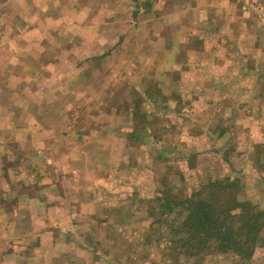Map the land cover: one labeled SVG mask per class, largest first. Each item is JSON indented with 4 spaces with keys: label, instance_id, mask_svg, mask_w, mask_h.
I'll return each instance as SVG.
<instances>
[{
    "label": "rangeland",
    "instance_id": "obj_1",
    "mask_svg": "<svg viewBox=\"0 0 264 264\" xmlns=\"http://www.w3.org/2000/svg\"><path fill=\"white\" fill-rule=\"evenodd\" d=\"M18 1L0 0V109L22 115L14 130L22 141L15 134L1 140L0 168L34 171L29 186L18 174L12 185L51 201L36 205V226L46 223L56 231V243L83 248L63 264H264L260 244L244 260L179 251L180 244H173L178 236L160 219L168 197L190 198L224 181L234 184L238 202L264 210L263 148L239 142L226 112L212 115L220 124L204 123V132L193 126L190 93L156 100L165 81L175 85L178 78H163L174 70L168 44L223 10L198 12L196 22L186 13L188 0ZM216 2L222 5H208ZM74 4L92 11L78 21L70 14ZM5 97L14 100L4 105ZM136 105L137 120L148 125L129 140ZM208 132L220 139L189 138ZM221 198L225 204L231 197ZM23 207L29 227L31 206Z\"/></svg>",
    "mask_w": 264,
    "mask_h": 264
},
{
    "label": "crops",
    "instance_id": "obj_2",
    "mask_svg": "<svg viewBox=\"0 0 264 264\" xmlns=\"http://www.w3.org/2000/svg\"><path fill=\"white\" fill-rule=\"evenodd\" d=\"M239 2L240 0H222V5L216 2L214 6H209L208 0L186 1V13L194 14L196 22L198 12L209 16L212 9L218 12L223 10L222 16L216 19L206 17L203 24L198 23L200 26L196 28H185L178 41L168 44L166 51L170 54L169 61L173 62L174 70L165 72L163 78H169L172 73L178 78L175 85H169L165 81V87L158 94L159 100H166L173 98L174 93H190L192 125L201 127L202 132L205 130L204 123L207 126L212 122L218 125L220 120L214 121L216 116L222 115L221 112L228 113L229 120L226 123L233 127L237 140H252L255 147L263 148L261 154L264 156V0H241V5ZM17 3L21 4V1ZM75 7L77 9H71L70 14L78 21L87 17L85 11L88 15L92 11V7L88 6L87 9L84 6ZM118 41L116 37L112 44H118ZM148 91H152L150 85ZM164 91L171 97L165 94L164 98L160 94H164ZM177 97L175 100H178ZM8 100L11 102L14 99L5 97L4 105ZM180 109L183 106L178 109L175 107L177 112ZM10 110L5 113L6 109H0V115L3 114L0 117V131L5 133L0 132V142L2 140L7 143L14 134L15 141L18 137L21 142V137L14 130L17 122L22 124V115L16 109ZM181 115L187 116L184 112ZM10 119H13L14 124H11ZM214 133H190L189 138L198 143L212 137L218 138V133ZM3 150L4 146L0 144V158L1 154L4 155ZM33 173L29 168H0V264H63L65 259L68 262L73 257L76 250H83L81 247L75 249L66 241L63 244L62 241L56 243V231L48 228L46 223L41 227L34 224L40 216L36 205L40 201H51H42L14 191L16 186L12 185L13 176L18 174L19 180L25 177L26 181L22 184L29 186L33 182ZM255 175L259 177L257 171L254 172V177ZM260 183L264 188V182ZM64 202L62 200L61 204ZM28 204L31 206L29 227L25 224L24 214L27 212L25 210L24 213L23 207ZM8 206H14V209ZM60 253L64 255L61 260Z\"/></svg>",
    "mask_w": 264,
    "mask_h": 264
},
{
    "label": "trees",
    "instance_id": "obj_3",
    "mask_svg": "<svg viewBox=\"0 0 264 264\" xmlns=\"http://www.w3.org/2000/svg\"><path fill=\"white\" fill-rule=\"evenodd\" d=\"M137 108L136 105L132 112L133 126L128 134L129 140L144 133L148 125L137 120ZM208 188L211 190L206 194L203 191L193 196L197 198H167L168 203L163 205L160 219L168 220L173 235L176 233L178 236L173 244H180L179 251L194 257L212 251L235 254L241 260L250 258L258 244L264 247V210L250 202H238L234 184L228 181L210 183ZM215 193L231 198L223 204L221 196Z\"/></svg>",
    "mask_w": 264,
    "mask_h": 264
}]
</instances>
